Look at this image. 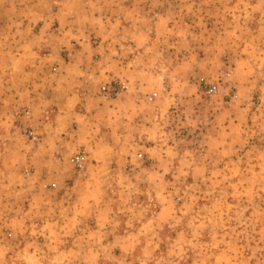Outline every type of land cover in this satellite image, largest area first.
<instances>
[{"label": "clouds", "instance_id": "clouds-1", "mask_svg": "<svg viewBox=\"0 0 264 264\" xmlns=\"http://www.w3.org/2000/svg\"><path fill=\"white\" fill-rule=\"evenodd\" d=\"M0 264H264V0H0Z\"/></svg>", "mask_w": 264, "mask_h": 264}]
</instances>
